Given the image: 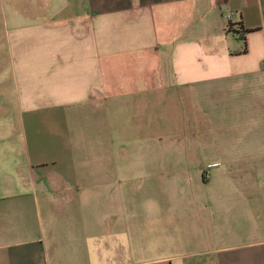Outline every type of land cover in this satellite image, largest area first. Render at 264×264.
<instances>
[{"label": "crops", "instance_id": "1", "mask_svg": "<svg viewBox=\"0 0 264 264\" xmlns=\"http://www.w3.org/2000/svg\"><path fill=\"white\" fill-rule=\"evenodd\" d=\"M0 264H264V0H0Z\"/></svg>", "mask_w": 264, "mask_h": 264}, {"label": "trees", "instance_id": "2", "mask_svg": "<svg viewBox=\"0 0 264 264\" xmlns=\"http://www.w3.org/2000/svg\"><path fill=\"white\" fill-rule=\"evenodd\" d=\"M232 27H233V25L229 24V29H231ZM236 32L239 35V38L244 40V42H245V47H244L242 53H247L248 48H247V43H246V38H245V31H244L243 27L240 25L239 31H236Z\"/></svg>", "mask_w": 264, "mask_h": 264}, {"label": "built area", "instance_id": "3", "mask_svg": "<svg viewBox=\"0 0 264 264\" xmlns=\"http://www.w3.org/2000/svg\"><path fill=\"white\" fill-rule=\"evenodd\" d=\"M213 166H215V165H209L208 168H211V167H213Z\"/></svg>", "mask_w": 264, "mask_h": 264}]
</instances>
